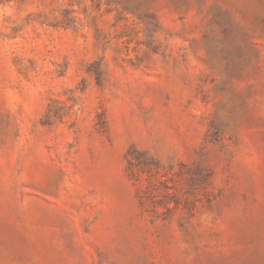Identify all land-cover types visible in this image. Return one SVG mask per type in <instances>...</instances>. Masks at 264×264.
Masks as SVG:
<instances>
[{"label":"rangeland","instance_id":"rangeland-1","mask_svg":"<svg viewBox=\"0 0 264 264\" xmlns=\"http://www.w3.org/2000/svg\"><path fill=\"white\" fill-rule=\"evenodd\" d=\"M0 264H264V0H0Z\"/></svg>","mask_w":264,"mask_h":264}]
</instances>
